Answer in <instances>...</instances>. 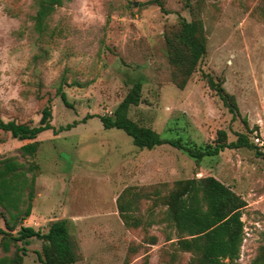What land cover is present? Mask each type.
<instances>
[{
    "label": "rangeland",
    "instance_id": "374dc122",
    "mask_svg": "<svg viewBox=\"0 0 264 264\" xmlns=\"http://www.w3.org/2000/svg\"><path fill=\"white\" fill-rule=\"evenodd\" d=\"M35 2L0 0V117L35 125L49 96L51 125H76L35 139L41 173L25 225L46 232L50 222L66 220L75 264H134L143 257L169 264L163 251L174 236L166 222L127 229L116 199L127 187L167 189L177 180L212 176L247 204L234 264H251L264 235V160L254 150L225 148L196 163L169 144L139 149L121 130L103 128L99 117L112 115L140 81L141 103L129 118L161 139L204 146L221 130L227 142L244 134L258 149L252 138L264 140V0H65L50 18L52 37L33 30ZM180 19L201 22L206 37V53L182 90L172 83L165 44V35H178ZM208 76L234 97L236 114L208 87ZM59 85L71 107L57 96ZM29 142L0 131V158L22 160L19 148ZM42 244L31 239L22 264H41L35 252Z\"/></svg>",
    "mask_w": 264,
    "mask_h": 264
},
{
    "label": "trees",
    "instance_id": "16d2710c",
    "mask_svg": "<svg viewBox=\"0 0 264 264\" xmlns=\"http://www.w3.org/2000/svg\"><path fill=\"white\" fill-rule=\"evenodd\" d=\"M64 2L36 0L32 21L33 30L39 37L44 34L52 37L55 34L54 30L50 31V18ZM179 26L175 39L170 40L165 35V44L172 83L182 90L197 72L206 53V37L201 22L180 19ZM206 83L228 110L236 114L234 97L226 93L211 76L206 77ZM141 92L142 83H132L112 115L99 117L103 128L121 130L139 149L151 150L169 144L196 163L216 156L225 148L252 149L264 160V153L256 149L244 134H238L235 141L227 142L226 133L220 130L215 141L204 146L184 142L180 138L161 139L156 131L129 118L131 107L141 103ZM56 94L65 106L71 107L61 85L56 89ZM51 102L48 96L35 125L15 119L4 121L0 117V131L19 141H30L19 148L22 160L17 156L0 158V264H22L31 239L43 243L41 251L35 252L39 263L76 262L75 243L66 220L50 222L46 232L25 225V220L32 214L36 179L41 173L38 163L34 161L40 146V142L35 139L44 131L52 130L56 135L62 129L51 125ZM75 125H67L62 130H70ZM160 186L161 189L154 185L150 189L127 187L122 191L116 199V206L125 228L135 230L146 228L151 222L165 221L174 236L167 238L170 243L167 250L163 251L168 255L169 264H176L182 254L189 255L185 264H234L239 258L244 237L241 212L247 205L245 200L212 176L177 180L167 189L166 184ZM146 202L149 205L142 210ZM159 206H164L165 210L154 214ZM146 239L149 245L157 242L152 236H146ZM139 250L141 245L130 247L128 251L135 254ZM134 264H149V261L143 257ZM251 264H264V235Z\"/></svg>",
    "mask_w": 264,
    "mask_h": 264
},
{
    "label": "built area",
    "instance_id": "2783aa9c",
    "mask_svg": "<svg viewBox=\"0 0 264 264\" xmlns=\"http://www.w3.org/2000/svg\"><path fill=\"white\" fill-rule=\"evenodd\" d=\"M254 145L258 148V150H263L264 140L258 136H254L252 138Z\"/></svg>",
    "mask_w": 264,
    "mask_h": 264
}]
</instances>
